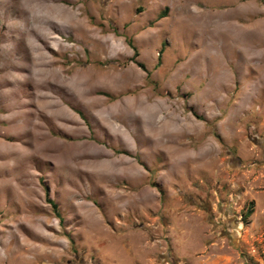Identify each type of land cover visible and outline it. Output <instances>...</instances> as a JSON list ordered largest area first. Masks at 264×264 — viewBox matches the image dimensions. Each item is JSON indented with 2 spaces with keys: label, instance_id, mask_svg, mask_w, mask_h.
Instances as JSON below:
<instances>
[{
  "label": "rangeland",
  "instance_id": "rangeland-1",
  "mask_svg": "<svg viewBox=\"0 0 264 264\" xmlns=\"http://www.w3.org/2000/svg\"><path fill=\"white\" fill-rule=\"evenodd\" d=\"M54 5L78 25L42 54L47 12L0 0V264L241 262L230 229L264 212V0ZM40 76L72 121L41 111Z\"/></svg>",
  "mask_w": 264,
  "mask_h": 264
},
{
  "label": "bare ground",
  "instance_id": "bare-ground-1",
  "mask_svg": "<svg viewBox=\"0 0 264 264\" xmlns=\"http://www.w3.org/2000/svg\"><path fill=\"white\" fill-rule=\"evenodd\" d=\"M24 0H22L23 3ZM30 5L33 6V8H41L44 9L47 12V16L41 17V16H36V14H34V16L31 15V18L35 19L36 23H37V29L35 28V33L37 35H39V37L42 38H38L39 40L37 42H35L34 44L31 45V48L33 51L40 52L41 50L43 51V49L47 48V43H49L52 39L47 36L48 34H50V32L54 29V27H56L57 23H61L63 24V26L65 27V25H78L77 23V19L75 18V16L73 15V13H71L68 10H65L64 8H58L56 5H54V1L55 0H28ZM25 3V2H24ZM18 4V3H17ZM24 6V5H23ZM21 6V7H23ZM29 6V4H28ZM30 8V6H29ZM24 11L25 9L22 8ZM31 9V8H30ZM21 11V10H20ZM35 13V12H34ZM22 14L24 15V12H22ZM41 14V13H40ZM77 17V16H76ZM21 19V18H20ZM60 20V21H58ZM65 24V25H64ZM59 25V24H58ZM200 28V27H199ZM18 29V28H17ZM16 30V29H15ZM32 30V29H31ZM55 30V29H54ZM20 33V32H18ZM29 35V34H28ZM34 35V34H33ZM52 35V34H51ZM50 35V36H51ZM53 37V36H52ZM50 38V40H49ZM96 40V39H95ZM114 43V40L112 41ZM50 44V43H49ZM209 48V47H208ZM11 49V47H10ZM41 51V53L43 54V52ZM15 52V51H14ZM35 54V53H34ZM37 57V56H36ZM34 57V58H36ZM41 58V57H40ZM37 59V58H36ZM43 59V56H42ZM264 59V58H263ZM44 61V60H43ZM39 62H32V65L35 66L39 71L37 72L39 75H43V68L46 65ZM47 62V61H46ZM45 62V63H46ZM49 64V62H48ZM15 66V65H14ZM52 66V65H51ZM50 66V67H51ZM20 67V66H19ZM11 68V67H10ZM13 68V67H12ZM11 68V69H12ZM18 68V67H16ZM15 68V70H16ZM46 68V67H45ZM21 69V68H20ZM24 69V68H23ZM14 71V70H13ZM17 71V70H16ZM42 77V78H41ZM45 77V76H44ZM49 77H51L49 75ZM53 77V76H52ZM48 78V76H47ZM54 78V77H53ZM58 79V78H57ZM51 80V79H50ZM53 81H55V79H53ZM35 82L37 84H34L33 87H35V89H42L41 91L37 92L34 96L37 99H39V103L37 102V105L39 106V108L41 109V111H43L44 113H46L50 118H56V119H60L63 122H69L72 121L73 118L69 115V113L65 110L62 109L60 107V105H58L53 96H52V92L55 93L56 90H59L60 87H56L55 90H53L55 88V85L57 84H52L51 82H49L46 78L43 79V76H40V79H36ZM56 82V81H55ZM58 83V82H57ZM81 87V86H80ZM81 89V88H80ZM61 90V89H60ZM75 90V89H74ZM88 90V89H87ZM38 91V90H37ZM58 92V91H57ZM82 92V90H81ZM84 92V91H83ZM16 93V92H15ZM85 93V92H84ZM88 94V93H87ZM84 97V96H83ZM88 98V97H86ZM89 99V98H88ZM17 100V99H16ZM20 100V99H19ZM87 100V99H86ZM22 103V102H21ZM154 112V111H153ZM160 128V127H159ZM78 129V128H77ZM164 129V128H163ZM165 131V130H164ZM163 131V132H164ZM159 133V132H158ZM157 133V134H158ZM161 133V131H160ZM165 135V134H164ZM168 137V136H167ZM54 156V155H53Z\"/></svg>",
  "mask_w": 264,
  "mask_h": 264
},
{
  "label": "crops",
  "instance_id": "crops-1",
  "mask_svg": "<svg viewBox=\"0 0 264 264\" xmlns=\"http://www.w3.org/2000/svg\"><path fill=\"white\" fill-rule=\"evenodd\" d=\"M249 220L245 228L233 225L230 229V235L232 234L234 238L233 247H243L247 254L241 262L232 261L230 264H264V212L261 213V217L255 219L251 216ZM256 220H258L259 227H257ZM256 232L259 234L254 235ZM253 240H257V243L255 244Z\"/></svg>",
  "mask_w": 264,
  "mask_h": 264
},
{
  "label": "trees",
  "instance_id": "trees-1",
  "mask_svg": "<svg viewBox=\"0 0 264 264\" xmlns=\"http://www.w3.org/2000/svg\"><path fill=\"white\" fill-rule=\"evenodd\" d=\"M139 66H142L139 64ZM48 202L51 204L53 211L56 213V215L59 217V212L57 210V205L54 201L48 200ZM251 213V209H249L244 215H249Z\"/></svg>",
  "mask_w": 264,
  "mask_h": 264
}]
</instances>
